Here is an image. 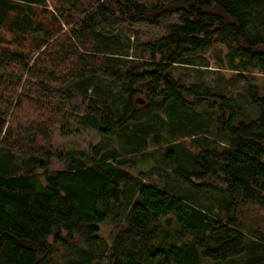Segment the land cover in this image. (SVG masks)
Masks as SVG:
<instances>
[{
	"label": "trees",
	"instance_id": "1",
	"mask_svg": "<svg viewBox=\"0 0 264 264\" xmlns=\"http://www.w3.org/2000/svg\"><path fill=\"white\" fill-rule=\"evenodd\" d=\"M133 25L165 35L140 45L148 62L121 69L102 37ZM216 42L229 69L248 81L254 119H238L231 98L173 74ZM254 73L264 75V0H59L52 11L47 0H0V264H224L246 251L245 264H264V234L251 233L249 250L235 217L240 206L264 208V91L249 82ZM99 79L121 84L122 104L89 95L69 112V97L98 91ZM160 113L168 119L158 118L160 130L174 142L197 137L193 152L178 143L186 157L173 164V177L225 199L224 220L123 169L147 135L158 142L159 129L142 124ZM61 124L67 133L92 129L102 142L130 130L133 149L99 144L50 171L51 134ZM162 149L178 159L174 143ZM105 223L114 231L102 254L64 259L100 243Z\"/></svg>",
	"mask_w": 264,
	"mask_h": 264
},
{
	"label": "rangeland",
	"instance_id": "2",
	"mask_svg": "<svg viewBox=\"0 0 264 264\" xmlns=\"http://www.w3.org/2000/svg\"><path fill=\"white\" fill-rule=\"evenodd\" d=\"M86 3L87 0H79ZM146 4H154L158 2H165L166 0H141ZM59 0H47V6L52 11L54 5L58 3ZM56 14V12H55ZM79 20V19H78ZM77 20V21H78ZM63 32H67L70 28L67 25H63ZM165 35L162 28H153L146 25H133L124 26L119 31L115 32L113 36L102 37L101 48L104 52L109 53V49L113 55H115L120 64L121 69H126L128 67L139 65L140 63L150 60V55L147 50L140 48V45L150 43L156 39L161 38ZM115 38H119L121 41L118 42ZM127 40L129 42H127ZM122 43V44H120ZM227 51L224 45L218 42L209 45L204 51L198 53L195 57L190 58L188 65H183V67L178 68L173 74L175 78L180 79L183 82H193L199 83L203 88L218 91L223 95L231 98L234 102L237 112L238 119L249 120L254 119L256 116V110L253 109L249 103L248 98L245 94L248 87V81L240 78L239 73L229 69V62L227 61ZM250 77L251 84L256 86L258 91L261 93L264 91V75L254 73ZM100 89L98 91H89L86 95H82L77 91L74 95L69 97L68 102L65 104L66 109L69 112L79 111L84 107V105L90 101L89 95L92 96L95 101L98 98L106 99L109 104L114 107H119L123 101L122 86L119 83H114L108 80L99 79L97 81ZM95 93V94H93ZM138 102V97L134 98ZM143 106V103H136L135 108ZM76 113V112H75ZM158 118L162 119L164 123L168 121L167 117L160 113V116H154L149 121L142 124L144 127L147 123L153 129H159L160 138L156 144L151 141V134L146 137V145L142 146L135 153H131L130 156H124L125 162H123V169L133 175H138L142 173V181L146 183H151L157 186H165V189L171 192L173 195L185 199L188 202L195 204L205 210H209L211 215L224 220L226 217L225 203L226 200L220 198L217 194L212 193L208 190L193 188L186 185L181 180H177L173 177L171 169L175 164L183 165V160L185 159L184 146L178 143H184L187 151L192 152L196 149L198 142L197 137L191 138L182 137L179 142H174L167 135V131L163 129L160 130V124ZM205 116L201 117L204 119ZM197 120V119H195ZM186 123H184V126ZM63 124L55 127L51 134L52 150L54 156L51 159V165L49 167L50 171L64 170L65 161L62 162L67 154L73 151H85L90 152L94 146L103 144L107 145L108 148H112L113 151L117 152L121 149H129L132 151L133 144L130 143L129 135L130 130L126 133H116L111 140L102 142V138L96 133V131L88 128L79 129L76 131H71L67 133V130H62ZM66 126V125H65ZM64 126V127H65ZM65 128H68L66 126ZM70 128H75L73 123L70 122ZM200 137V136H199ZM174 143L179 148L177 152L178 159L175 161L174 158L168 160L162 148L170 146ZM114 152V154H116ZM148 155V158L144 161L142 154ZM61 157V160L57 158ZM123 161V160H122ZM174 164V165H173ZM18 170L12 168L13 173L19 174L22 169L16 165ZM15 167V166H14ZM238 225L243 232L248 234L250 238L248 240L249 250L256 245V238L251 233H262L264 234V208H260L257 205H244L237 208L235 213ZM113 227L109 223L100 225V237L101 242L98 244H92L89 247L82 246L81 248L74 249L69 252V255L64 259L66 261H76L82 258H89L92 255H100L106 250L108 246L111 245L113 237ZM247 243V242H246ZM254 249V248H253ZM250 256V254H249ZM107 260V256L104 260ZM248 251L243 253V255L237 257L224 263V264H245L248 262ZM106 260L104 262H106ZM204 264H218L210 260H206Z\"/></svg>",
	"mask_w": 264,
	"mask_h": 264
}]
</instances>
